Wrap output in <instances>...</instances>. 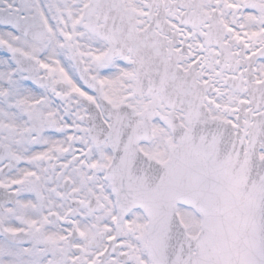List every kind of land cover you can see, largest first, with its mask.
<instances>
[{"label": "snow or ice", "instance_id": "6c2138e0", "mask_svg": "<svg viewBox=\"0 0 264 264\" xmlns=\"http://www.w3.org/2000/svg\"><path fill=\"white\" fill-rule=\"evenodd\" d=\"M0 264H264V0H0Z\"/></svg>", "mask_w": 264, "mask_h": 264}]
</instances>
